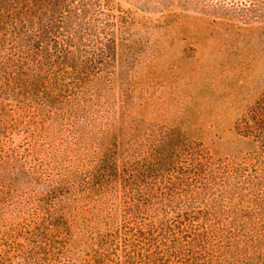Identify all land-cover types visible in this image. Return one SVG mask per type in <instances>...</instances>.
Wrapping results in <instances>:
<instances>
[{
    "label": "rangeland",
    "instance_id": "obj_1",
    "mask_svg": "<svg viewBox=\"0 0 264 264\" xmlns=\"http://www.w3.org/2000/svg\"><path fill=\"white\" fill-rule=\"evenodd\" d=\"M113 1L79 0L87 5L78 7L80 14L48 23L46 45H63L68 35L78 42L73 54L51 48L39 57L43 79L64 86L67 102L52 104L57 109L38 112L29 89L18 104L1 88L6 80L0 75V101H6L0 113V249L27 246L47 206L39 179L72 165L81 176L59 183L80 197L81 181L88 183L99 165L137 164L152 167L140 182L151 215L164 223L160 238L177 240L164 262L182 264L193 256L191 264H264V135L251 134L264 129V3ZM40 28L36 21L30 31ZM23 51L18 44L0 45V70L13 72L18 59L30 68L35 59ZM117 187L113 193L121 196V182ZM122 219L117 211L111 225ZM86 221L72 228L76 251L70 253L78 259L95 247ZM126 237L118 242L122 254L161 257L168 242L158 238L165 244L154 248ZM4 264L70 262L53 255L26 262L12 254Z\"/></svg>",
    "mask_w": 264,
    "mask_h": 264
},
{
    "label": "trees",
    "instance_id": "obj_2",
    "mask_svg": "<svg viewBox=\"0 0 264 264\" xmlns=\"http://www.w3.org/2000/svg\"><path fill=\"white\" fill-rule=\"evenodd\" d=\"M217 1L223 4L227 2L225 0ZM253 1L256 4L264 3V0ZM105 2L107 3L106 6L114 3L113 0H105ZM78 7L84 10L87 5L80 3L79 0H0V45L9 44L15 49L16 44H18V46L25 49L23 52L30 53V56L34 57L32 59H35L30 68L22 66L21 59H18V64H14L16 70H13V72L7 73L0 70V75H3L6 80L1 88L6 91L11 90L12 96L15 97L18 104H21V99L27 96L29 91L25 92V90L28 89L31 91L29 100L34 102L37 111L40 113L42 107L55 108L52 104L67 102L64 101L61 94L63 91L61 89L64 86L61 88L58 84L43 79L45 71H43L39 57L41 59L46 58L51 48L64 53H74L78 43L76 36L68 35L64 39L63 45H59L57 41H54L52 45L51 43L46 45L45 41L47 39L50 41L47 36L48 23L54 21L57 16L62 22L80 14ZM115 9L119 13L124 12L119 5H115ZM36 21L40 23L41 28L38 33H32L30 27H33ZM44 22L47 23L43 24ZM79 40H81L80 37ZM50 87H53L54 90H50ZM37 95L40 96V102L37 100ZM5 102L4 98L0 101V113L5 109ZM260 121L264 124V118ZM262 128L258 127L251 134L258 137L263 136L264 129ZM51 156L50 160L53 159ZM151 169L152 167L149 165H144L140 169L137 164L131 165V168L123 167V169L111 165H99L97 173L91 174L90 181L86 183L83 180L84 182L81 181L79 186L84 185L82 187L78 186L82 190L80 197L71 195V185L64 187L62 183H59L70 177L81 176L80 171L72 170V165L58 172L50 173L47 177L51 178L44 181L39 179V181H36V185L38 189L43 188L42 190L47 191L44 193L42 200L46 201L45 205L48 207L46 206L43 209L42 217L27 237L28 244L26 247L22 243L14 242L6 243V248L0 249V264H4L12 254L19 256L26 262L31 259L34 261L35 256H40L41 259L53 255L54 257L67 256L70 264H167L164 262L166 255L175 246L177 240L175 235L169 237V239L167 237L160 238L159 232L163 234L165 231L164 223L159 221L157 224L155 219L158 218V215H151L150 213V196L146 195L145 192L143 193V184L140 181L147 178L143 176L144 172ZM22 170L24 171L23 174H26L24 168ZM90 171L87 173H90ZM27 173L29 174L28 171ZM175 176H177L178 181H184L183 171H177ZM119 182L122 186L121 196L113 193L115 187L118 188L117 184ZM171 184L174 187V182H171ZM80 199H86L87 205L80 208L77 205ZM75 206L79 208H75ZM117 211L123 212L124 219L118 225H111ZM87 219L91 222L88 224L91 230L90 240L92 238L91 241L95 243V247L89 245V250L85 253L87 257L78 259L77 256L70 253L76 251L71 243L74 240L72 228L74 222H87ZM148 220H151V222L147 223ZM135 222H137L136 225ZM159 224L162 225L157 229ZM127 235L131 239L133 237V239L139 241L142 246L144 241L147 240L150 246L154 245V248H159L165 244L162 243L163 240L159 241L158 238H166L168 240L166 250H163L161 257H152L151 255L147 257V255L145 256L146 252L135 255L123 251L122 254L118 242L127 241ZM196 240L194 238L193 243ZM78 248L80 247L78 246ZM65 252H68L67 255L64 254ZM137 258L139 261H137ZM194 259L193 256H189V261L182 264H191Z\"/></svg>",
    "mask_w": 264,
    "mask_h": 264
}]
</instances>
